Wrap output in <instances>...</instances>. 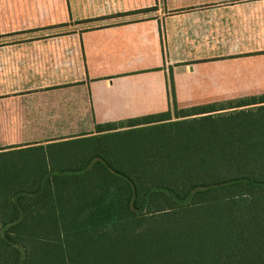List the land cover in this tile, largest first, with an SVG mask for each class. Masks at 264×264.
Returning a JSON list of instances; mask_svg holds the SVG:
<instances>
[{
  "label": "trees",
  "instance_id": "16d2710c",
  "mask_svg": "<svg viewBox=\"0 0 264 264\" xmlns=\"http://www.w3.org/2000/svg\"><path fill=\"white\" fill-rule=\"evenodd\" d=\"M173 110L0 152V264H264V95Z\"/></svg>",
  "mask_w": 264,
  "mask_h": 264
},
{
  "label": "crops",
  "instance_id": "0c3cea01",
  "mask_svg": "<svg viewBox=\"0 0 264 264\" xmlns=\"http://www.w3.org/2000/svg\"><path fill=\"white\" fill-rule=\"evenodd\" d=\"M261 95L264 0H0V152Z\"/></svg>",
  "mask_w": 264,
  "mask_h": 264
},
{
  "label": "rangeland",
  "instance_id": "374dc122",
  "mask_svg": "<svg viewBox=\"0 0 264 264\" xmlns=\"http://www.w3.org/2000/svg\"><path fill=\"white\" fill-rule=\"evenodd\" d=\"M226 112V111H223V113ZM229 112V111H227ZM171 114H172V117L171 118H174V110L172 109L171 110ZM174 121H176V118H174ZM119 125V124H117ZM119 130H126V129H129L126 125V123H124L122 126H118ZM117 130V131H119ZM46 145V144H44ZM44 147H47V146H44ZM36 154H38L37 151H34V150H28V151H25V152H21L20 154L14 156V160L18 163H21V162H24V161H27V159H29L30 157H33L35 156ZM52 168V167H51Z\"/></svg>",
  "mask_w": 264,
  "mask_h": 264
}]
</instances>
